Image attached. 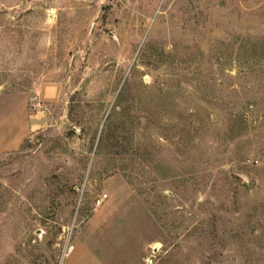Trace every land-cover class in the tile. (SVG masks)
Here are the masks:
<instances>
[{"label":"rangeland","instance_id":"rangeland-1","mask_svg":"<svg viewBox=\"0 0 264 264\" xmlns=\"http://www.w3.org/2000/svg\"><path fill=\"white\" fill-rule=\"evenodd\" d=\"M17 93L0 264H264V0H0Z\"/></svg>","mask_w":264,"mask_h":264},{"label":"crops","instance_id":"crops-1","mask_svg":"<svg viewBox=\"0 0 264 264\" xmlns=\"http://www.w3.org/2000/svg\"><path fill=\"white\" fill-rule=\"evenodd\" d=\"M43 112L30 113L28 96L24 93L0 94V154L19 150L23 141L44 126ZM79 250L68 264H105L88 246L78 242L64 258Z\"/></svg>","mask_w":264,"mask_h":264},{"label":"built area","instance_id":"built-area-1","mask_svg":"<svg viewBox=\"0 0 264 264\" xmlns=\"http://www.w3.org/2000/svg\"><path fill=\"white\" fill-rule=\"evenodd\" d=\"M103 199H105V196L97 200V204L99 205L101 202H103ZM71 251V248H69L66 252V255H68ZM65 255V256H66ZM144 264H158L157 261L155 260V256L149 255L144 259Z\"/></svg>","mask_w":264,"mask_h":264}]
</instances>
